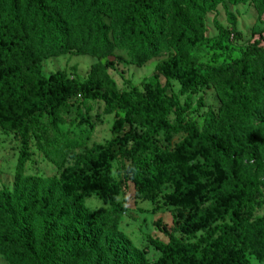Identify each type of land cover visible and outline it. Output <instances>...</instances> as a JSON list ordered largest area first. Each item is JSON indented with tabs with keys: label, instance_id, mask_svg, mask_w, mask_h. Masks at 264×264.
<instances>
[{
	"label": "trees",
	"instance_id": "16d2710c",
	"mask_svg": "<svg viewBox=\"0 0 264 264\" xmlns=\"http://www.w3.org/2000/svg\"><path fill=\"white\" fill-rule=\"evenodd\" d=\"M246 1L264 7V0H0V129L13 133L21 145L13 191L0 202V230L10 234L30 224L53 223L65 232H116L124 205L116 201L121 188L111 176V163L115 148L132 143L129 176L136 192L149 196L166 185L173 188L167 202L190 211L178 230L193 240L167 232L166 243L149 238L160 253L153 264H251L247 254L264 263V218L250 221L264 188L256 155L224 159L230 139L222 136V127L200 133L194 123L185 125L187 136L172 151L161 150L152 139L171 131L164 88L145 93L132 88L115 98V85L98 74L99 65L85 81L61 72L45 78L41 72L45 56L102 60L121 50L141 65L165 52L168 58L157 66L156 76L190 88L215 84L224 105L221 125L244 126L256 105L252 87L264 85V54L249 49L241 60L201 73L197 48L206 41L207 12L226 2ZM227 16L230 29L217 25L219 43L238 38L235 18L229 11ZM81 98L102 103L107 114L123 113L113 123L111 141L76 156L58 179L25 176L29 140L41 132L45 119L56 137L44 154L62 159L63 148L55 144L68 139L59 130L60 114L79 106ZM140 115L153 119L147 133L125 132ZM77 145L81 143L70 142L72 148ZM193 161L199 164L189 166ZM91 195L109 208L89 211L85 200ZM206 202L208 208H201ZM212 223L216 225L210 228ZM198 231L204 232L196 238ZM97 247L90 235L80 244L41 238L26 255L27 264H67ZM120 264L147 263L140 256Z\"/></svg>",
	"mask_w": 264,
	"mask_h": 264
},
{
	"label": "rangeland",
	"instance_id": "374dc122",
	"mask_svg": "<svg viewBox=\"0 0 264 264\" xmlns=\"http://www.w3.org/2000/svg\"><path fill=\"white\" fill-rule=\"evenodd\" d=\"M227 11L235 18L238 38L234 39L230 36L226 42L219 43L217 25L223 29H230ZM204 28L206 41L197 48L201 73H207L209 68L217 65H228L241 60L249 49L254 50L256 54H264V7L259 8L252 1L234 5L226 2L225 6L217 5L205 14ZM167 58L168 55L161 52L141 65H137L121 50L115 51L112 56L102 60L89 55L45 56L41 62V72L45 78L61 72L68 79L85 81L91 71L99 65L98 74L108 77L115 85L112 93L115 98L123 92L131 91L132 88L144 93L164 88L167 103L171 104L166 116L171 131L159 132L152 139L154 145L161 150L172 151L186 138L187 133L184 128L187 123H194L200 133L209 126L220 125L222 136L230 139V148L224 152V159H231L234 155H239L241 158L256 155L263 165V171L259 174V179L263 180L264 85L252 87L256 105L249 115L248 123L229 129L226 125H221L224 105L215 84L190 88L176 79L168 80L162 76H156L157 66ZM122 117V112L107 114L103 110L102 103L82 98L79 99V106L62 111L59 130L69 141L66 140V144L65 141L55 144L63 148L60 161L51 152V157L44 154L45 150L50 151L49 144L56 136L47 119L43 120L41 132L29 140L30 157L24 165L25 176L58 179L64 168L75 164L76 156L96 147L106 146L112 139L111 130L114 121ZM152 123L153 119L140 115L126 126L125 132L144 135ZM71 141L81 145L72 148L74 144L70 146ZM131 144L123 148H115V159L111 163V176L121 188L116 201L124 205L116 232L105 234L93 229L90 234L65 232L60 225L53 223L30 224L20 228L19 231L13 229L10 234L7 230H0V248L6 250L5 253L0 251V264H27L26 255L33 252L35 241L41 238L69 240L80 244L90 235L97 240L98 247L95 251L67 264H120L140 256L147 264H153L160 253L150 245L149 238L166 243L168 237L164 232H167L184 241H192L193 238L183 236L178 230V226L183 223L190 211L174 207L167 202L166 198L172 193L173 188L165 185L160 189H153L149 196L136 192V187L129 176L128 152ZM20 152L19 139L13 133L0 129V202L13 191ZM198 162L202 163V160ZM198 162H190L189 166ZM85 206L91 212L109 208L108 204H103L95 195L86 198ZM208 206L209 203L206 202L201 208L205 209ZM261 218H264V188L259 204L251 213L250 221ZM214 225L216 223L210 224L209 227L212 228ZM203 232L198 231L195 237H200ZM14 235L15 238H13ZM247 257L251 264H264L251 254H247Z\"/></svg>",
	"mask_w": 264,
	"mask_h": 264
}]
</instances>
